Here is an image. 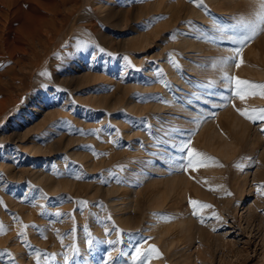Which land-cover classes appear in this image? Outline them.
I'll return each mask as SVG.
<instances>
[{"label":"rangeland","instance_id":"374dc122","mask_svg":"<svg viewBox=\"0 0 264 264\" xmlns=\"http://www.w3.org/2000/svg\"><path fill=\"white\" fill-rule=\"evenodd\" d=\"M203 4L0 0V264H130L136 245L148 264L264 261V121L237 111L264 96L223 78L264 84V31L239 44L256 0ZM189 140L207 166L181 170Z\"/></svg>","mask_w":264,"mask_h":264},{"label":"snow or ice","instance_id":"6c2138e0","mask_svg":"<svg viewBox=\"0 0 264 264\" xmlns=\"http://www.w3.org/2000/svg\"><path fill=\"white\" fill-rule=\"evenodd\" d=\"M191 3L195 4L197 7H203V0H190ZM257 7L255 10L248 16L245 15H240L236 18V26L242 27L245 29L246 34H244L240 39H239V44L241 46L245 45L247 42L251 41L253 38H255L261 31H264V0H256ZM162 18V17H161ZM173 38H175L173 36ZM62 47H67V42L65 45H62ZM103 51V49H101ZM242 53V47H238L234 50V55L232 57L224 58L220 60L218 63L219 64H227L229 61H232L236 63V66L239 67L240 63H243L242 58L240 59L239 62H236V57L240 56ZM127 60V57H125ZM169 60L174 64V66H179L178 62L175 61L174 59V54H169ZM213 66H216L215 64ZM48 73L41 72L40 75H47ZM225 81L227 82V86L230 88V90L233 91V95L238 97L240 100H245L246 95H256L259 94L261 96H264V84H256L251 81L247 80H242L239 79L238 77H232L227 73H224ZM166 83V82H165ZM211 84H209V87ZM251 90V91H250ZM255 90H260L259 92ZM237 111L244 116L246 119L250 121H264V108L260 109H237ZM264 130V129H262ZM190 145V140L184 144H182L179 148L181 152L186 151V155L182 156L180 158L181 163H180V168L183 171H187L189 168H196V167H203L207 166L205 164V161L207 159H214V158H208L206 157L205 154L200 153L196 151L195 149H191L189 147ZM95 154V153H94ZM222 166V165H220ZM235 167H241L239 163L234 165ZM123 168V166H118ZM79 178V177H78ZM264 188V185L258 186L257 191L260 192L261 189ZM227 195H231L230 192L226 193ZM264 194V193H261ZM2 202V201H0ZM81 205H87V201H80L79 202ZM190 205L193 207V215L195 216H200V211L197 208V205L199 204L200 208H210L213 207L212 205H207L202 202H198L195 200H189ZM57 215H63L62 213H57ZM213 216H216L217 219L220 217L218 214L215 212L212 213ZM107 219L111 220V216H108ZM200 222H204V218L200 216ZM114 223V222H113ZM27 227V226H25ZM4 231V227L2 224H0V233ZM109 229L106 227L105 232H108ZM118 235L121 230H117ZM73 232H75V229H73ZM62 239V237H61ZM118 241H108V243H116ZM93 243L92 240L88 241V244L91 245ZM73 253L78 254V248L73 245ZM152 253H155V258H159L162 254L159 253V250L156 249L155 245H150L148 248H143L141 245H136L134 247L133 253H131V260L130 264H148V262L153 258L151 255ZM53 257H55V254H51ZM40 254L37 253V260H39ZM68 257H65V260H67Z\"/></svg>","mask_w":264,"mask_h":264},{"label":"bare ground","instance_id":"6f19581e","mask_svg":"<svg viewBox=\"0 0 264 264\" xmlns=\"http://www.w3.org/2000/svg\"><path fill=\"white\" fill-rule=\"evenodd\" d=\"M214 1V0H213ZM163 6V5H162ZM141 37V36H140ZM140 37H133V38H131L130 40H128L127 41V44L128 45H131V46H140L141 44H142V41H144V36H143V34H142V38H140ZM142 39V40H141ZM147 39V38H146ZM182 45L184 46V47H195V45L189 40V38H185L183 41H182V43H181V47H182ZM97 102L98 103H102L103 101L102 100H97ZM34 110H36V109H33L32 111H33V116L35 115V111ZM39 112V111H38ZM37 113V112H36ZM48 115V114H47ZM234 123V122H233ZM240 124V123H239ZM239 126V125H238ZM244 129H245V127H243ZM245 131V130H244ZM16 136V135H15ZM212 136H213V134H212ZM210 137H211V135H210ZM223 138V137H222ZM12 139V138H11ZM208 143V142H207ZM32 146H31V148L32 149H34V150H36V151H38V152H41V151H43V150H45V149H43L42 147H40L39 145H36L34 142H33V144H31ZM230 144H228V143H225V145H223V147H220V148H222V151L224 152V154H226V152H227V150L229 149V146ZM232 145V144H231ZM10 150V149H9ZM231 151V150H230ZM44 152V151H43ZM232 152V151H231ZM223 154V155H224ZM225 157H226V155H225ZM182 176V175H181ZM38 179H40V180H42L43 178H44V176L40 173V174H37V176H36ZM181 178V177H180ZM45 180V179H44ZM170 182V181H169ZM176 180L175 181H173L172 180V182H171V184L170 183H168V184H170L168 187H169V190L171 189H173L174 188V186H175V184H176ZM189 182V181H188ZM187 182V183H188ZM167 184V185H168ZM70 185V183L69 182H67L66 183V186H69ZM184 185V184H183ZM65 186V185H64ZM61 186L59 185V188H60ZM176 187V186H175ZM178 187V186H177ZM68 188V187H67ZM167 189V188H166ZM168 192V191H167ZM171 193V192H170ZM159 197H160V195H159ZM159 200V199H158ZM125 220V219H124ZM264 249V248H263ZM264 256V255H263ZM256 264H264V261H260V262H257Z\"/></svg>","mask_w":264,"mask_h":264}]
</instances>
